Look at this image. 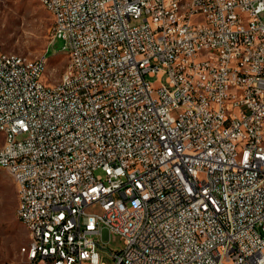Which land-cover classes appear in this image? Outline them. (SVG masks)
<instances>
[{
	"label": "built area",
	"instance_id": "1",
	"mask_svg": "<svg viewBox=\"0 0 264 264\" xmlns=\"http://www.w3.org/2000/svg\"><path fill=\"white\" fill-rule=\"evenodd\" d=\"M39 1L70 68L0 44L27 264H264V0Z\"/></svg>",
	"mask_w": 264,
	"mask_h": 264
},
{
	"label": "rangeland",
	"instance_id": "2",
	"mask_svg": "<svg viewBox=\"0 0 264 264\" xmlns=\"http://www.w3.org/2000/svg\"><path fill=\"white\" fill-rule=\"evenodd\" d=\"M134 23L136 21H132ZM51 28V16L39 0H0V44L3 51L29 59L44 55V80L47 83L56 81L68 62L67 53L61 47L63 42L53 40ZM149 79L158 82L156 77ZM161 81L164 82L165 77ZM16 195L15 179L7 169L0 168V264H27L21 247L30 238L27 228L16 216ZM104 241L105 248L100 249L101 262L115 264L109 250L122 248L123 240L119 235L111 234L109 240Z\"/></svg>",
	"mask_w": 264,
	"mask_h": 264
},
{
	"label": "bare ground",
	"instance_id": "3",
	"mask_svg": "<svg viewBox=\"0 0 264 264\" xmlns=\"http://www.w3.org/2000/svg\"><path fill=\"white\" fill-rule=\"evenodd\" d=\"M62 50L64 52H66L67 53V56H68V62L66 64V66L64 67V69L65 68H70V66H71V59L69 57L68 48L62 47ZM5 54H6V57H17V56H21V55L7 54V53H5ZM23 58L24 59H29V58H27L25 56H23ZM34 59H36V58H34ZM64 69H63L62 73L64 72ZM15 212H16V216H18L17 204H16ZM18 219L25 225V227L27 228L28 233H29V238H30L29 242L25 246H22L21 247V252L25 255L26 262L28 263V259L30 257L29 244H34V242L36 241L35 226H33L32 221H29L27 218H18Z\"/></svg>",
	"mask_w": 264,
	"mask_h": 264
}]
</instances>
